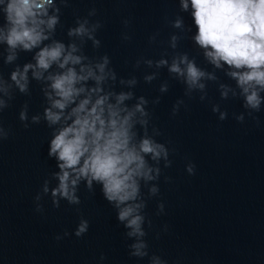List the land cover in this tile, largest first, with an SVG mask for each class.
Returning a JSON list of instances; mask_svg holds the SVG:
<instances>
[{"label": "water", "instance_id": "water-1", "mask_svg": "<svg viewBox=\"0 0 264 264\" xmlns=\"http://www.w3.org/2000/svg\"><path fill=\"white\" fill-rule=\"evenodd\" d=\"M188 4L185 10L181 0H53L43 18L55 15L58 22L52 30L45 27L47 40L31 50L10 49L0 41V81L7 88L6 93L0 91L7 103L0 110V127L9 133L0 140V264H149V257L129 255L127 245L137 238L124 236L127 230L100 185L94 184L90 192L81 183L80 205L61 200L59 208L41 191L46 177L50 187L58 183L52 175L58 170L56 161L48 156V148L63 123L49 126L44 119V109L50 106L45 90L51 91L46 77L63 70L53 64L37 80L30 69L23 93L11 73L25 64L35 65L36 53L54 41L66 50L75 44L74 54L85 57L81 63L90 64L97 74L95 65L107 55L105 72L114 71L115 79L109 76L101 83L104 92L132 93L123 105L130 109L140 97L147 101V115L134 117L147 125H134L133 142L138 145L147 135L169 150V167L163 158L157 162L145 157L151 167L160 168V177L141 180L136 201H146L141 214L146 217L142 227L148 233L144 239L149 256L156 253L167 264H264V102L258 112L244 107L242 90L229 75L238 70L223 61L217 67L205 56L194 39L191 0ZM176 20L180 27L174 26ZM81 23L92 38L87 33L69 35ZM0 27L6 30L2 12ZM9 55L15 57L11 62ZM182 56L205 73L199 80L203 89L189 88L186 74L169 71L174 61L186 70ZM162 60L166 63L159 64ZM75 67L79 71L80 65ZM84 83L86 88L95 86L91 79ZM260 94L264 97V91ZM25 107L28 119L22 122L19 114ZM241 114L242 122L236 119ZM33 116H39L40 123H32ZM189 162L195 174L187 172ZM153 185L159 188L154 196L149 194ZM40 191L43 212L35 210L34 197ZM161 202L164 211L158 214ZM81 216L88 219L89 229L76 237ZM65 231L68 236H63ZM58 234L63 238L57 240Z\"/></svg>", "mask_w": 264, "mask_h": 264}, {"label": "clouds", "instance_id": "clouds-1", "mask_svg": "<svg viewBox=\"0 0 264 264\" xmlns=\"http://www.w3.org/2000/svg\"><path fill=\"white\" fill-rule=\"evenodd\" d=\"M53 0H0V12L3 13L6 30L0 27V41L7 43L10 49L18 46L24 50H31L48 39L45 27L54 29L58 17L49 16L47 20L43 17L48 15V7ZM183 9L187 10L188 0H181ZM193 9L192 16L197 27L194 37L196 43L205 49V56L217 67L221 61L229 67L237 69L229 75L236 79L237 85L244 96V107L260 111L264 97V0H191ZM57 12L59 9L56 10ZM175 27L181 26V21H175ZM91 33L85 28L84 23L79 27L70 29L69 35ZM176 38L173 37V41ZM95 45L98 40H93ZM77 47L75 44L68 46L54 41L46 45L36 53L35 65L28 63L23 70L17 68L11 73V80L15 82L20 92L28 89L27 73L33 69V77L40 80L43 71H47L56 64L63 71L50 73L46 79L50 81L47 86L51 91L45 90V96L50 101V106L44 109V119L49 126L62 123V126L54 131L50 138L48 156L56 161V170L52 175L58 182L50 187L49 179L43 181L41 191L50 195L54 208H59L61 200L67 201L69 205H80L81 199L78 191L81 183L90 191H94V184L100 185L103 197L116 210L117 220L127 230L124 236L136 237L135 242L127 247L129 255L138 258L149 257V264H167L160 255L152 253L149 256V243L144 239L148 233L142 225L146 217L141 214V209L146 207V201L137 199L141 196L140 181L145 183L158 180L160 168H153L145 159L150 156L152 160L159 162L164 160V166L169 167L172 161L169 159V150L164 143L145 135L137 145L133 142L136 135L132 131L138 122L146 126L147 121L134 119L136 113L146 116L143 105L147 103L144 97L133 108L124 105V101L132 97L130 92H104L101 83L107 78L115 79V72H105L109 63L107 55L102 62L95 65V69L88 64H82L86 59L75 55ZM14 55H9L7 60L11 62ZM186 63V70H182L175 61L171 64L169 71L180 75L186 74V83L189 88L198 86L203 89L204 85L199 83L205 75L196 65L188 61L187 56L180 58ZM149 63H151L149 61ZM160 61L159 64H165ZM76 65H80L79 71ZM89 79L95 81V86L86 88L85 83ZM146 79L151 80L152 77ZM123 82V81H122ZM135 83V81H129ZM162 91L166 90L164 88ZM0 91L7 92L0 81ZM83 94V95H82ZM93 94L95 98L93 99ZM226 96V93H222ZM115 97L114 102L111 97ZM66 112L67 109H69ZM7 107V103L0 99V110ZM217 111V108H213ZM177 111L173 110V115ZM249 115H252L249 113ZM226 113H220V119L224 120ZM19 119L27 121L26 107L21 110ZM238 121H243V114L237 116ZM32 123H40L39 116L32 117ZM29 125L24 123V127ZM9 133L0 127V140L6 139ZM187 172L195 174V165L189 162L186 165ZM155 172V175H153ZM166 179H168L166 177ZM41 191L34 197L35 210L43 212ZM159 188L155 185L149 188L150 195H156ZM159 212L164 211V204L158 205ZM151 227V219L147 220ZM89 221L83 216L74 229V235L81 237L87 233ZM65 231L63 236H68ZM63 237L57 235L56 239ZM104 259L101 254L100 260Z\"/></svg>", "mask_w": 264, "mask_h": 264}]
</instances>
